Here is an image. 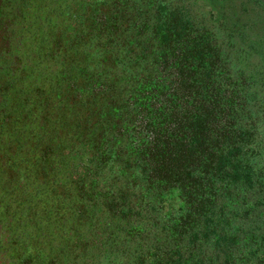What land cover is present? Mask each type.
I'll use <instances>...</instances> for the list:
<instances>
[{
	"label": "trees",
	"instance_id": "obj_1",
	"mask_svg": "<svg viewBox=\"0 0 264 264\" xmlns=\"http://www.w3.org/2000/svg\"><path fill=\"white\" fill-rule=\"evenodd\" d=\"M202 15L0 0V264H264V83Z\"/></svg>",
	"mask_w": 264,
	"mask_h": 264
},
{
	"label": "rangeland",
	"instance_id": "obj_2",
	"mask_svg": "<svg viewBox=\"0 0 264 264\" xmlns=\"http://www.w3.org/2000/svg\"><path fill=\"white\" fill-rule=\"evenodd\" d=\"M181 1L191 4L195 11L203 12V17L207 14L206 18L211 23L224 15L227 24L239 25V38L234 39L235 41L238 39L239 47L243 49L241 54L243 65L246 69L256 70L260 82L264 83V0ZM211 14L216 15V18L210 19Z\"/></svg>",
	"mask_w": 264,
	"mask_h": 264
}]
</instances>
